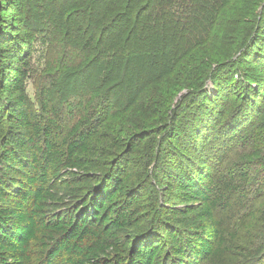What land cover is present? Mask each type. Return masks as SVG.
Returning a JSON list of instances; mask_svg holds the SVG:
<instances>
[{"label":"trees","instance_id":"obj_1","mask_svg":"<svg viewBox=\"0 0 264 264\" xmlns=\"http://www.w3.org/2000/svg\"><path fill=\"white\" fill-rule=\"evenodd\" d=\"M54 17L63 38L82 41L93 69L88 61L77 73L95 81L94 92L86 116L71 125L47 100L34 108L25 63L17 58L3 70L0 264H264V251L246 263L233 259L240 225L261 209L251 202L249 172L219 174L206 162L192 164L193 172L179 162L178 175L161 185L171 196V219L154 215L157 227L133 238L131 229L162 202L147 196L149 177L134 174L128 157L146 140L153 152L182 91L188 98L218 70L242 69L256 38L264 48V0H76ZM237 81L224 82L226 89ZM215 123L220 129L205 140L211 144L233 134Z\"/></svg>","mask_w":264,"mask_h":264},{"label":"rangeland","instance_id":"obj_2","mask_svg":"<svg viewBox=\"0 0 264 264\" xmlns=\"http://www.w3.org/2000/svg\"><path fill=\"white\" fill-rule=\"evenodd\" d=\"M75 1L0 0V84L3 70L16 65L18 58L20 64L25 63V90L34 108L40 111L42 102L47 100L61 108L71 125L86 116L87 100L94 92L91 87L95 83L93 79L81 81L77 73L78 67L83 68L88 61L89 68L93 69L91 58L87 59L88 54L82 51V41L68 33L63 38L60 32L55 31L52 21L54 12H59L62 7L72 5ZM66 16L60 14L64 20ZM261 33L263 36L264 28ZM256 40L250 45L251 49L254 48L249 59L247 57L242 60V69L232 68L229 72L218 70L216 75L205 80L199 92L188 98H182L184 91L179 94L163 125L164 133L156 139L152 137L153 152L145 149L149 140L144 141L142 149L139 147L136 150L141 149L139 153L130 152L128 157L134 162V174L149 177L145 185L148 187L147 196L162 202L157 213L131 229L133 238L150 233L153 226L157 227L151 221L154 215L164 220L171 219V196L161 187L168 183L165 176L178 175L175 166L179 162L193 172L192 164L198 166L206 162L220 171L219 174L229 170L249 172L251 189L254 191L251 202L257 209L259 206L261 209L245 227L240 225L239 248L233 259L246 263L264 251V48ZM261 40L264 42V37ZM244 73L254 77L252 79L255 82L249 84ZM233 78H238L237 88L226 89L225 85ZM55 80L56 86L53 84ZM162 89L160 87L159 96L163 94ZM5 96L0 90V107L8 103ZM193 101L197 102L190 105ZM217 110L218 113L222 112V118L216 113ZM217 121L221 127L227 126L222 128L223 131L233 130V134L229 132L227 137L223 134L220 141L211 144L205 140L220 129L212 127ZM200 130L205 131V137L198 134ZM161 137L165 141L160 146ZM215 149L220 150L218 156H215ZM112 151H115L114 146ZM127 152L128 148L126 157L121 158H127ZM105 156L106 153L102 158ZM96 185L92 183L88 192L95 189ZM169 223L175 224V221Z\"/></svg>","mask_w":264,"mask_h":264}]
</instances>
